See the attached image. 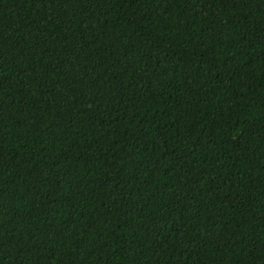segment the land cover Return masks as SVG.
I'll return each instance as SVG.
<instances>
[{"label":"trees","instance_id":"16d2710c","mask_svg":"<svg viewBox=\"0 0 264 264\" xmlns=\"http://www.w3.org/2000/svg\"><path fill=\"white\" fill-rule=\"evenodd\" d=\"M0 264H264V0H0Z\"/></svg>","mask_w":264,"mask_h":264}]
</instances>
